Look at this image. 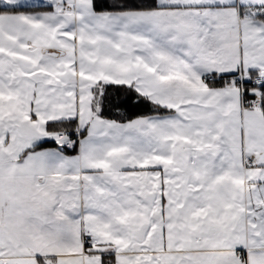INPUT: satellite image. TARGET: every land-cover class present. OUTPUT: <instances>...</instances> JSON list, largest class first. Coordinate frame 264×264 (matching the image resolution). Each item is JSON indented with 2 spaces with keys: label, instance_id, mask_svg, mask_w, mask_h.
<instances>
[{
  "label": "snow or ice",
  "instance_id": "snow-or-ice-1",
  "mask_svg": "<svg viewBox=\"0 0 264 264\" xmlns=\"http://www.w3.org/2000/svg\"><path fill=\"white\" fill-rule=\"evenodd\" d=\"M0 264H264V0H0Z\"/></svg>",
  "mask_w": 264,
  "mask_h": 264
}]
</instances>
